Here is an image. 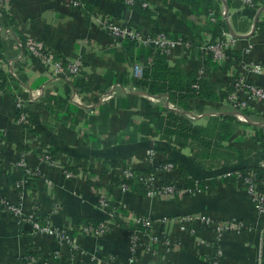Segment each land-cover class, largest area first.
Here are the masks:
<instances>
[{"label": "crops", "instance_id": "0c3cea01", "mask_svg": "<svg viewBox=\"0 0 264 264\" xmlns=\"http://www.w3.org/2000/svg\"><path fill=\"white\" fill-rule=\"evenodd\" d=\"M193 1L192 6L184 0H145L157 28L193 43L190 48L177 47L168 56L169 64L181 62L188 74L197 73L198 77L202 70V77L219 96L218 101L194 99L189 103V113L200 115L189 120L205 126L210 117L220 120L235 117L227 96L240 76L264 88V71L252 74L245 70L251 64L264 68V5L248 9L239 2L212 0L219 20L226 22V30L214 38L210 16L204 13V7L200 8L203 0ZM83 4L81 9H74L64 0L0 3V25L12 33L7 38L0 36V75L6 77V85L0 89V198L21 200L27 214L49 220L55 227H69L80 252L72 256L68 248L61 249L54 239L27 232L0 206V264H19V258L27 253L37 255V264H97L90 260L94 256L101 258L102 264H107L108 258L117 264L128 263L133 235L128 221L138 216L154 220V226L145 235L153 242L148 255L136 256L130 264H264V218L238 179L224 176L229 169L256 166L264 159V141L260 137L264 136V103L252 100L246 121L235 117L236 131L225 143L234 151L235 158L229 163L208 161L203 167L193 160L190 147L180 148L159 137L144 136L136 128L148 122L152 108L175 107L167 96H150L146 90L133 86L116 87L113 103L102 102V96L117 86L112 82L113 74L126 73L139 78L134 68H142L145 61L136 59V51L128 54L124 41L115 42L104 29V22L114 21L143 34L153 33L154 26L127 2L83 0ZM25 39L33 40L64 65L80 60L83 72L73 80L62 76L54 82L53 69L29 53ZM217 40L229 43L226 61L218 68L204 49ZM77 78L94 90L79 91L75 87ZM37 92L41 93L38 97ZM31 94L35 98L31 99ZM129 94L135 98L130 99ZM17 96L31 101L28 105L31 129L17 122ZM119 100H123V106L127 105L126 100H135L136 106L117 108ZM111 104L115 112L105 118L100 116V109ZM68 109L73 110L70 118ZM79 110L84 111L82 117L77 116ZM72 119L79 120L74 127ZM152 145L156 146V166L146 157ZM43 147L44 151L55 150V164L41 161L37 150ZM21 154L27 167L38 171L37 176L23 177L24 190L17 189L10 180L19 172L16 162ZM168 161L176 164L175 169L158 170ZM124 162L141 175L157 168L153 173L159 185L185 187L187 179H195L204 181V188L200 192H184L175 200L122 192L119 171ZM117 163L118 167H112ZM66 166L71 168L70 177L65 174ZM101 196H106L114 208H122L125 214L119 213L121 223L105 236L86 235L81 231L85 226L83 220L105 218L98 207ZM202 215L216 222H239L247 227L221 238L213 227L197 222L186 225L188 230H181L180 218ZM55 251L61 252L60 258L53 255Z\"/></svg>", "mask_w": 264, "mask_h": 264}, {"label": "built area", "instance_id": "2783aa9c", "mask_svg": "<svg viewBox=\"0 0 264 264\" xmlns=\"http://www.w3.org/2000/svg\"><path fill=\"white\" fill-rule=\"evenodd\" d=\"M5 0H0V3H4ZM74 9H81L84 4L83 0H64ZM232 2H239L244 8L248 9H256L255 0H230ZM128 5H132L134 0H127ZM144 6L148 7L147 2L144 0ZM225 14V13H224ZM210 21L215 23L216 16L214 12L209 14ZM104 29L110 34V36L114 39L115 42H122L126 39L133 40L137 43L138 46L152 48L154 50H158L166 54L167 56L171 55L174 50L179 46L191 47L190 43H185L184 41L178 39L174 40L171 37H168L164 33L160 34H143L142 32L137 31L136 29L129 27L127 25L118 24L114 21L104 22ZM11 30L2 27L0 25V36L2 38H7L11 35ZM25 47L29 51L31 55L36 57L45 67L53 69V81L58 82L62 79V76H65L69 80H73L76 77H79L83 72V63L80 60H75L71 62H67L66 65L61 61H55V59L44 52L40 46H38L33 40H28L25 43ZM229 48V43L225 40H217L214 43L210 42L207 44L204 49L207 52L212 53L213 60L219 66L222 65L227 58V51ZM66 66V67H65ZM135 73L138 76L142 75V68L136 66ZM248 73L252 74H260L264 71V68L260 64H251L245 68ZM203 71L199 72V77H202ZM116 87H120L119 85L113 86L109 89L107 94L102 96V102L111 101L116 98ZM40 92L36 93V97L40 96ZM35 98L34 94H31V99ZM228 102L235 112V117L240 121H246V117L242 115L243 110L248 109L250 107V102L258 101L260 103H264V88L252 83L246 78L244 75L240 76L236 79L232 86V90L228 95ZM31 101L24 100L19 97L16 99V109H28V105ZM173 108V107H172ZM175 109V108H174ZM190 119L195 120L200 115L191 113L187 115ZM27 114H21L19 118V123L27 122ZM147 160L154 166L157 164V152L156 146L152 145L146 153ZM41 161L53 165L56 161H53L49 155H44L41 157ZM257 167L264 169V159L260 160ZM17 169L24 168L25 172L28 176H37L38 171H33L27 167L26 160L24 158V154L20 155L18 161L16 162ZM121 181L134 182L137 178L135 174V170L132 165L126 164L122 166ZM157 169V168H156ZM175 169V164L172 162H167L161 165L158 170H163L169 172ZM66 176L70 177L71 173L65 171ZM224 176L228 177H236L242 180L246 186V189L249 191L253 198V202L255 204L256 210L264 218V181L258 183L256 181L255 174H243V172L239 169H229L225 172ZM140 184L145 187H148L150 190L148 191V196L150 197H158V198H168L169 200H175L179 196H181L184 192L193 193L192 190L187 189L186 187L179 188L174 184H161L159 185L157 182V177L155 173H149L146 175H141L139 177ZM25 180L17 183L15 186L17 189H25ZM120 188L123 192H129V186L126 183L120 185ZM200 189H197L196 192H200ZM0 206L3 210H5L8 214H10L18 223L19 226H22L26 223L32 224V232L37 237H50L54 239L58 246L62 248H73L76 245V240L73 236L70 235L71 229L69 227H55L53 226L49 220H43L38 218L35 214H27L24 204L21 200L18 202H12L9 200H4L0 198ZM99 209L101 211H105V218L102 219V223H100L97 227L94 226H82L81 231L90 236H105L110 232L113 227L112 218L115 212V208L112 206L111 201L107 197L101 196L99 199ZM131 220V221H130ZM130 221V222H129ZM128 223L132 224V226H142L147 229H151L154 225L153 221L150 217H132L130 218ZM180 222L182 223L181 230H188L186 225L193 224L197 222L202 224L203 226L213 227L214 231L217 234L218 238H221L224 234L230 231H241L244 230L247 226L244 223L239 222H216L208 216L202 215L197 217L185 216L180 218ZM145 230L135 229L133 231L132 240H131V252L132 258H136L138 249L141 247L140 237L147 235ZM190 231V230H189ZM192 232V230H191ZM153 242V241H152ZM152 247V243L149 248ZM217 254H221L219 251ZM55 257H61L60 251H55L53 253ZM97 264H102V260H98ZM19 264H37L35 258H30L28 261ZM107 264H117L113 259L107 260Z\"/></svg>", "mask_w": 264, "mask_h": 264}, {"label": "trees", "instance_id": "16d2710c", "mask_svg": "<svg viewBox=\"0 0 264 264\" xmlns=\"http://www.w3.org/2000/svg\"><path fill=\"white\" fill-rule=\"evenodd\" d=\"M119 1L125 3L127 2V0ZM184 1L192 6L194 4L193 0ZM201 3L202 4L200 5V8H205V14L209 15L211 12L215 13L216 22L213 23L209 20V22L211 23L210 31H212V33L214 34V38L217 35L221 36L223 29L226 30V22H222L219 20L220 15L218 14V9L212 4V0H203ZM255 5L256 8L260 5H264V0H255ZM130 6L135 11L140 12L144 19L149 20L150 23H152V25L154 26V29L152 31L153 34L164 33L174 40L180 39L185 43L190 42V44H193L191 41L184 37H178L177 35L170 34L169 32L157 28V24L151 18L152 13L150 12L149 7L144 6V0H134V3ZM23 42L25 45L27 40L25 39L23 40ZM123 45L130 55H133L136 51V59L138 61L143 58L145 59L142 65V75L139 78H134L130 77V75L126 73H117L113 74L112 82L121 86L122 88L133 86L137 89L146 90L148 95L150 96L165 95L168 97L169 102L175 107L174 110L169 108H152L153 114L152 116H149L148 122L143 123L139 128H135L143 132L144 136L146 137H159L160 139L166 140L167 142H172L175 146H178L180 148L190 147V149L193 150V160L200 166L205 167L208 161L215 162L216 160L229 163L230 160L234 157V151L229 147H226L225 143L231 139L236 131V125H234V121L236 120V118L233 116H228L227 118H223V120H220V118L218 117H210L209 123L205 126H202L194 125L187 116L188 114H190L189 111L191 110L189 107L190 101L194 99H203L207 101L219 100V96L211 83L203 77H198L197 73L188 74L184 70L183 64L181 62H179L175 66H171L168 62V56L161 51L143 46L137 47V43L130 39L124 40ZM207 53L209 54V58L212 60V62L215 63L212 53ZM218 66L219 65L217 64L216 67L218 68ZM10 78L12 77L10 76ZM5 85L6 77L2 74L0 75V89H3ZM75 87L81 92H89L94 90V88H91L90 85L81 78L76 79ZM19 97L20 96H17L16 99ZM128 97L130 99L135 98L134 94H129ZM113 101L114 100H111L109 102L113 103ZM122 101L123 100L118 101L117 108L123 107L126 109H130L136 106L135 100H126L127 105L124 106ZM62 106L64 107V104ZM114 107V104L103 106L100 109V116L104 118L110 116L113 112H115ZM248 110L249 109H245L242 112V115H244L246 118H249L250 115V112ZM72 112L73 110L71 109L67 110V118H70ZM83 112L80 110L79 112L77 111V116L82 117ZM21 114L28 115L26 123H19ZM16 119L22 127L31 129L32 115L27 108L20 110L17 109ZM70 121L72 127L77 125V123L79 122V120L76 119H72ZM260 137L264 141V136L261 135ZM20 149L22 151L24 150L22 147H20ZM43 149L44 147L37 150L41 157L44 155H49L53 161H57L55 150L46 149L44 151ZM238 157L243 158V156L240 155ZM118 166L119 163L112 165V167ZM18 170V174L12 175L10 179L14 184L22 182L23 177L27 175L24 168ZM65 170L66 172L71 173V168H69L68 166H66ZM239 170H241L243 174H255L256 181H258V183L264 181V169H261L257 166H251ZM154 171H156V168L149 173H153ZM135 174L137 178L134 182L120 181L119 184L121 185L123 183H126L130 187V191L148 195V191L150 189L143 186L142 184L140 185L139 177L141 176V174L136 173V171ZM238 181L240 185L246 189L244 182L240 179H238ZM202 182L204 181L187 179V185L185 187L192 190L193 192H196L197 189H200L202 191L204 188ZM121 212L125 214L122 208H120L119 210L118 207L115 208V212L112 218L113 226H118V224L121 223L119 214ZM83 223L85 226L97 227L100 223H102V220L94 221L91 219H85L83 220ZM128 224L132 225L130 223ZM130 227L132 228V232L135 229L145 230V228H143L142 226ZM148 230L150 229L145 230V232L147 233ZM70 235L73 236V233L70 232ZM30 258H35L37 260L38 257L34 253H27L23 257L19 258V262L24 263Z\"/></svg>", "mask_w": 264, "mask_h": 264}, {"label": "rangeland", "instance_id": "374dc122", "mask_svg": "<svg viewBox=\"0 0 264 264\" xmlns=\"http://www.w3.org/2000/svg\"><path fill=\"white\" fill-rule=\"evenodd\" d=\"M135 70V69H134ZM189 118V117H188ZM168 162H170V161H168ZM167 163V162H166ZM124 165H126V163L124 162V164H122V166H124ZM123 169L122 168H120V171H119V173H121V171H122ZM120 176H121V174H120ZM119 176V177H120ZM121 180V179H120ZM123 192V191H122ZM103 197H106V196H103ZM98 207H99V201H98ZM103 213H105V211H103ZM143 217H147V216H143ZM151 218V217H150ZM151 220L153 221V223H154V220L151 218ZM131 221V220H130ZM129 221V222H130ZM180 221V220H179ZM202 225V224H201ZM154 226V225H153ZM190 230V232H191V230L192 229H189ZM194 232V231H193ZM131 240H132V238H130V247L129 248H131ZM150 242H152V240L151 239H147L146 238V236L144 235V236H141L140 237V244H141V247L138 249V253H137V256H141V255H143V256H146V255H148L149 253V244H150ZM69 251H71V254H72V256L74 255V254H77V253H80L79 252V249H78V246H77V244L73 247V248H70L69 249ZM145 251V252H144ZM215 251H217V250H215ZM130 253H131V257H130V260L128 261V263H125V264H130L131 262H134V259L132 258V252H131V250H130ZM101 258H96V256H94V257H91L90 258V260L91 261H98V260H100ZM107 259V258H106ZM110 259H112V258H108L107 260H110Z\"/></svg>", "mask_w": 264, "mask_h": 264}, {"label": "water", "instance_id": "95a60500", "mask_svg": "<svg viewBox=\"0 0 264 264\" xmlns=\"http://www.w3.org/2000/svg\"><path fill=\"white\" fill-rule=\"evenodd\" d=\"M262 11H264V9ZM256 23H257V21H256ZM255 30H256V28H255ZM24 228L27 232H32V224L26 223V224H24Z\"/></svg>", "mask_w": 264, "mask_h": 264}]
</instances>
